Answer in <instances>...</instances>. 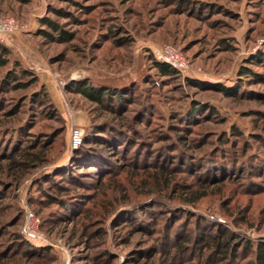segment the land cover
Wrapping results in <instances>:
<instances>
[{"label": "rangeland", "instance_id": "obj_1", "mask_svg": "<svg viewBox=\"0 0 264 264\" xmlns=\"http://www.w3.org/2000/svg\"><path fill=\"white\" fill-rule=\"evenodd\" d=\"M0 15L20 25L0 42V264H206L225 235L237 259L216 264H254L264 0H0ZM164 45L186 71L155 68ZM79 83L109 90L105 105ZM81 147L98 169L76 164Z\"/></svg>", "mask_w": 264, "mask_h": 264}, {"label": "trees", "instance_id": "obj_2", "mask_svg": "<svg viewBox=\"0 0 264 264\" xmlns=\"http://www.w3.org/2000/svg\"><path fill=\"white\" fill-rule=\"evenodd\" d=\"M44 23L46 25H48L49 27H51L54 31L61 32V28L57 24H55L54 22H51L49 20H44ZM43 34H45L46 36H49L48 32H43ZM62 39L64 41H69L72 39V36L68 34L67 37L62 36ZM8 55H9V50H7L3 45H0V67H5L6 65H8V63H9ZM155 68L158 69V71L163 76H171V75L178 72L177 70H175L174 68H172L168 64L159 62L156 59H155ZM242 73L245 74V72H243V71H242ZM20 86H23V85L18 84V87H20ZM71 89H74L76 92L80 93L81 95H83L84 97L89 99L90 101L97 103L99 105H105V101H107V98H109V95L111 93L109 90L104 91V90L95 88L93 86L87 85L86 83L74 84L73 87H71ZM117 96H119V95L117 94ZM80 149H82V147ZM80 149L78 151H76V154L74 156L76 164L80 165V163H83V162H86L88 164L91 163L92 166H90V167H96L98 169L99 168L98 165L92 164L94 162H91L89 160V157H87L85 155V149L84 150L83 149L80 150ZM37 159H42V157L38 156ZM80 159H83V160H80ZM14 164H16V163H14ZM79 169H84V166H83V168H79ZM76 173L78 174L79 172H76ZM107 175H109V174H105L106 177H108ZM189 195L192 196L190 198L191 202L199 201V199H201L204 196V195L199 196V194H197V193H194V194L191 193V194H188V196ZM138 214H141V212L138 211ZM204 235L205 234H202V239L204 240L205 244H203L202 246H208L209 245L208 243L211 241H210V239L206 238ZM209 235H211V234H209ZM211 238H213L211 240H214V238H216V237L211 236ZM233 239H234L233 235H225V236H222V240L217 239V241H214V242H216V244H211V245H214L216 252H218V255L212 254L211 256H208L206 259V264H216V262L219 261V258H224V259L231 258V262L235 263V259H237L236 255H238V250L236 249L237 248L236 247L237 241L234 240L235 241L234 242ZM245 247H246V252L249 255L253 256V258H254L253 263L254 264H264V242H258L257 245L255 246V248L253 246H251V244L249 242H246ZM183 249H184L183 246H178L179 251H181Z\"/></svg>", "mask_w": 264, "mask_h": 264}, {"label": "built area", "instance_id": "obj_3", "mask_svg": "<svg viewBox=\"0 0 264 264\" xmlns=\"http://www.w3.org/2000/svg\"><path fill=\"white\" fill-rule=\"evenodd\" d=\"M20 29L19 23L13 17L0 15V42L8 40L9 36ZM154 58L162 63H166L179 72H184L188 68V62L183 52L174 45H164L153 49ZM73 144L81 141V134L75 131L73 134ZM29 222L26 224L24 233L28 236L38 237L39 233L35 229V217L32 214L28 216Z\"/></svg>", "mask_w": 264, "mask_h": 264}]
</instances>
